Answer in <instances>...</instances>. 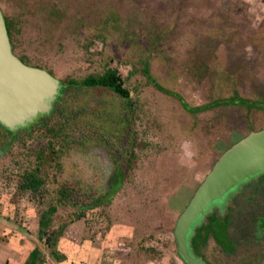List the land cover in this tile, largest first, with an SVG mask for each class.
I'll return each mask as SVG.
<instances>
[{
    "label": "rangeland",
    "instance_id": "1",
    "mask_svg": "<svg viewBox=\"0 0 264 264\" xmlns=\"http://www.w3.org/2000/svg\"><path fill=\"white\" fill-rule=\"evenodd\" d=\"M0 7L15 26V55L52 73L67 109L83 111L78 119L53 115L12 151L0 134V264H24L34 249L44 264H184L174 235L179 217L221 155L264 130V0H0ZM110 68L130 98L67 85ZM234 98L257 106L223 103ZM120 118L134 134L126 176L113 190L118 170L104 181L99 146L88 135L115 137L109 121ZM50 145L56 153L46 151L39 167L45 192L21 191V174L36 169L39 151ZM131 154L137 164L129 170ZM63 186L74 190L64 202ZM54 206L51 230L63 231L52 247L39 239V221ZM228 206L233 263L264 264V178ZM218 244L209 236L198 257L212 264L213 252L228 255ZM53 248L65 258L57 260Z\"/></svg>",
    "mask_w": 264,
    "mask_h": 264
},
{
    "label": "water",
    "instance_id": "2",
    "mask_svg": "<svg viewBox=\"0 0 264 264\" xmlns=\"http://www.w3.org/2000/svg\"><path fill=\"white\" fill-rule=\"evenodd\" d=\"M60 81L48 71L26 65L13 52L0 7V124L15 131L50 111ZM264 175V130L254 131L226 150L197 188L179 217L174 235L187 264H205L191 248L197 226L214 210L223 212L251 181Z\"/></svg>",
    "mask_w": 264,
    "mask_h": 264
},
{
    "label": "trees",
    "instance_id": "3",
    "mask_svg": "<svg viewBox=\"0 0 264 264\" xmlns=\"http://www.w3.org/2000/svg\"><path fill=\"white\" fill-rule=\"evenodd\" d=\"M6 26H7V31L9 36H11V30L15 29V26L12 22H9L5 20ZM142 72L149 76V72L147 70V67L142 70ZM134 72L129 73V76L127 79L132 76ZM149 82L153 84V81L149 78ZM68 86H81V87H86V88H106L110 89L113 92L117 93L119 96L128 99L130 98V91L124 87V80L122 76L119 73L118 69H107L103 73L100 74H90L87 77H85L81 81H75V80H70L67 83ZM156 87H159L155 84ZM161 88V87H159ZM163 90V89H161ZM166 94H173L167 90H163ZM218 102L217 104H219ZM228 105H239V106H245V107H250L252 108L253 106H257L254 103H250L248 100L244 99H230L229 101L223 102ZM59 108V107H58ZM207 108V107H206ZM205 107L200 108L201 110L206 109ZM67 109L64 111L62 109H58L57 111H60V115L66 116L67 114ZM59 132L54 131L53 136L56 138L58 136ZM135 145L134 148L137 147L138 143L133 142L132 146ZM47 149L45 150H40L38 153V160H39V165L36 169L33 171L26 170L21 174L20 177V190L23 192H31L33 195L37 196L39 194H42L45 192V184L46 181L45 179L41 176L40 172V166L45 165L47 160L45 159L46 151L50 150L53 152L55 155V149L53 147L48 146L46 147ZM50 148V149H49ZM137 156L136 154H131V157L128 159V169H133L134 166L137 164ZM264 178V175L262 176ZM74 190L71 189L68 186H63L59 190V194L61 197V201L64 202L66 199H70L73 197ZM97 205V204H96ZM96 205H93L94 207ZM97 206H100L98 204ZM233 207L232 206H227L225 210L227 211H232ZM58 213V208L57 207H49L48 210L44 211L41 215V219L39 221V239L44 240L46 239L48 241V244L52 247L56 246L57 243V238H60L62 235L63 227L60 228V230L57 231H52L51 228L54 225V220L56 218V215ZM232 217L229 214H226L225 212H221L219 210H214L213 213H211L207 219L206 223H203L199 226L196 227L193 237L191 239V248L193 253L198 257L199 251H200V246L203 245L204 241H207L209 236H213V238L219 243L218 245L226 251L227 254H222L221 252H213L212 253V258L211 263L212 264H245V262L251 264L253 263L252 259H245L242 260V262L239 263L240 258L238 261H235L233 263V258L232 254L235 253V245L232 240V233L230 232L231 226H232ZM220 225V227L217 225ZM233 227V226H232ZM261 230H264V225H262ZM51 230V231H50ZM255 232V229L252 231V233ZM240 241V240H239ZM239 243V242H238ZM53 255L57 260H62L65 257H61L57 251H55V248ZM179 255V252H178ZM180 257V255H179ZM200 257V256H199ZM202 258V257H201ZM214 258V259H213ZM248 258V257H247ZM180 259L183 261V259L180 257ZM231 259V261H230ZM247 260V261H246ZM45 258L43 257V254L39 249H34L30 255L29 258L26 260L24 264H44ZM184 264H187L183 261ZM206 264V263H205Z\"/></svg>",
    "mask_w": 264,
    "mask_h": 264
},
{
    "label": "flooded vegetation",
    "instance_id": "4",
    "mask_svg": "<svg viewBox=\"0 0 264 264\" xmlns=\"http://www.w3.org/2000/svg\"><path fill=\"white\" fill-rule=\"evenodd\" d=\"M9 38H10V36H9ZM11 45L13 48L12 43H11ZM20 60L22 62H24L22 59H20ZM28 66H30V65H28ZM35 68H38V67H35ZM50 74L52 76H54L52 73H50ZM62 84L63 83L61 82L59 94L56 97L55 101L52 103L50 111L48 113L39 114L37 116V118L34 120H31V122L28 125H26L25 127H19L15 131L8 130L0 124V126L3 128V131L0 130V134L5 135L6 139H4V140H6L8 145L12 144V147L10 148L11 151L13 149H17L19 147L24 146V144L26 143L25 140H27L29 133H32L34 131V127H36V125H41V124L45 125V126L48 125L51 122V120H52L51 118L53 117V115H55V114L60 115L61 112L57 111L59 108L62 109L63 111L65 109H67V107H66L67 105L64 103V100L62 101V99L65 97V88ZM79 108H80L79 105H76V106L73 105V106L69 107L66 110L68 113V114H66V116H68L66 118L74 117V118L78 119L81 116V114L83 113V111L80 112L81 109H79ZM129 109H130L131 114H133L132 107H130ZM71 110H74V111H71ZM121 113L124 115L123 118H125L126 109H123V111ZM127 116H129V115L127 114ZM119 121H120V123L114 122V120L109 121L113 127L112 130H114L116 132L115 137H114V135H111V133L113 131L110 134H106V132H101L103 134V135H101V137L98 134H96L94 131H92V133L90 132V134H93L92 136H90V134L88 135V138L90 140L89 142H92L90 144L93 145V149H95V146H94L95 144H97L99 146V151H100L101 157H98V159H99V161H102V163H101L102 168L101 169L103 170V174L101 176H104V181L106 180L107 176L110 175L113 171L115 172L118 170L117 175L119 176V180L117 183H115L112 186L113 190H115L116 187H119L122 185V182L124 179L123 177L126 176L127 165H126L125 155H126V152L128 150L127 141L129 139H131L132 135L134 134V129L132 128V126H133L132 123H124L123 121H121V118ZM127 126L129 127L128 129H127ZM123 129H125L126 134L123 132ZM128 134H129V136H128ZM101 144H103V146ZM105 144L106 145L109 144L111 146H106ZM130 145H132V142L130 143ZM17 156L18 155L15 156V160H16ZM16 162H18V161L16 160ZM114 163H116L117 165L115 166ZM120 166L122 167V170L120 169ZM117 167H119V169H117ZM121 172H122V174H121ZM108 190L111 191L112 189H108Z\"/></svg>",
    "mask_w": 264,
    "mask_h": 264
},
{
    "label": "clouds",
    "instance_id": "5",
    "mask_svg": "<svg viewBox=\"0 0 264 264\" xmlns=\"http://www.w3.org/2000/svg\"><path fill=\"white\" fill-rule=\"evenodd\" d=\"M204 262V261H203ZM205 263V262H204Z\"/></svg>",
    "mask_w": 264,
    "mask_h": 264
}]
</instances>
